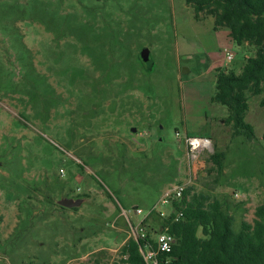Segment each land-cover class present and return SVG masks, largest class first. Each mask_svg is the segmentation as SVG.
I'll use <instances>...</instances> for the list:
<instances>
[{
    "label": "rangeland",
    "instance_id": "374dc122",
    "mask_svg": "<svg viewBox=\"0 0 264 264\" xmlns=\"http://www.w3.org/2000/svg\"><path fill=\"white\" fill-rule=\"evenodd\" d=\"M213 24L186 0H0V264H115L130 235L122 210L136 227L134 209L168 211L178 183L242 203L235 231L252 224L264 107L249 97V141L211 98L218 68L240 72L255 49H223ZM187 136L225 152L217 183L214 147L190 165Z\"/></svg>",
    "mask_w": 264,
    "mask_h": 264
},
{
    "label": "trees",
    "instance_id": "16d2710c",
    "mask_svg": "<svg viewBox=\"0 0 264 264\" xmlns=\"http://www.w3.org/2000/svg\"><path fill=\"white\" fill-rule=\"evenodd\" d=\"M186 3L192 7L195 20L201 19V15L210 16L214 30L227 31L239 47L255 49L240 72L220 68L216 71L215 94L211 98L227 108L226 123L232 126V137L244 136L251 141L253 130L245 123L249 97L259 96V105L264 107V0H186ZM224 160L225 152L214 147L209 155L208 173H216L215 183L223 174ZM241 205L186 187L181 202L172 206L182 217L174 221L173 213L165 219L152 211L143 222L144 227L149 219L154 222L146 228L145 238L127 239L115 264H145L139 248L146 241L155 247L153 236L164 231L174 237L171 252L166 255L168 264H264V205L255 208L252 224L242 221L235 231L231 210Z\"/></svg>",
    "mask_w": 264,
    "mask_h": 264
},
{
    "label": "built area",
    "instance_id": "2783aa9c",
    "mask_svg": "<svg viewBox=\"0 0 264 264\" xmlns=\"http://www.w3.org/2000/svg\"><path fill=\"white\" fill-rule=\"evenodd\" d=\"M225 60L231 61L233 59V54L230 51L224 50ZM185 147H186V154L188 158V162L190 165L197 164L200 156L204 152H208L212 149L213 144L212 141L207 137H190L187 136L185 141ZM198 171H194V178L195 174ZM185 183H178L177 185L171 187L168 189L165 194L163 195L161 199V204L164 207L168 208V211H159L157 212L161 218H169L170 215L173 213L175 215L174 221H178L182 217V213L174 212V209L172 208L173 203H180L183 199V192L186 188ZM236 197H238L237 194H235ZM155 211L156 210H152ZM151 211V212H152ZM150 212V213H151ZM134 215L141 217V219L138 221L136 227H134L127 217L128 213L124 210H122V215H124L127 219V223L129 226L130 235L129 238H133L134 240L141 239L143 240L146 235V229L143 226V222L148 218L149 214L146 216L142 215L141 210L134 209ZM128 238V239H129ZM154 244L155 247H153L149 242H145L143 247L139 248L140 254L143 258V261L145 264H168L169 258L166 257L171 252L172 246L174 244V237L167 232H159L154 237Z\"/></svg>",
    "mask_w": 264,
    "mask_h": 264
},
{
    "label": "water",
    "instance_id": "95a60500",
    "mask_svg": "<svg viewBox=\"0 0 264 264\" xmlns=\"http://www.w3.org/2000/svg\"><path fill=\"white\" fill-rule=\"evenodd\" d=\"M139 58L141 60V62L145 65H148L150 64V52L148 49L144 48L141 50L140 54H139ZM132 132L134 133L135 132V129H132ZM72 200H64L60 203V205L62 207H65V208H70L72 206V203H71Z\"/></svg>",
    "mask_w": 264,
    "mask_h": 264
},
{
    "label": "crops",
    "instance_id": "0c3cea01",
    "mask_svg": "<svg viewBox=\"0 0 264 264\" xmlns=\"http://www.w3.org/2000/svg\"><path fill=\"white\" fill-rule=\"evenodd\" d=\"M222 33H221V35H222V38L224 39V41H223V43H224V48L223 49H225V47L226 48H230L232 45L234 46L235 44L231 41V39H230V37H229V34H228V32L227 31H221ZM220 33V32H219ZM218 33V34H219ZM239 47V46H238ZM231 49V48H230ZM214 62L215 63H219V61L216 59V60H214ZM222 67V66H221ZM220 67V68H221ZM219 69V68H218ZM213 147H215V144L213 145Z\"/></svg>",
    "mask_w": 264,
    "mask_h": 264
}]
</instances>
